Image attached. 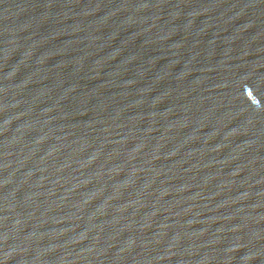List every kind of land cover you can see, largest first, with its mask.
Returning a JSON list of instances; mask_svg holds the SVG:
<instances>
[{
	"label": "water",
	"instance_id": "obj_1",
	"mask_svg": "<svg viewBox=\"0 0 264 264\" xmlns=\"http://www.w3.org/2000/svg\"><path fill=\"white\" fill-rule=\"evenodd\" d=\"M0 264H264V0H0Z\"/></svg>",
	"mask_w": 264,
	"mask_h": 264
}]
</instances>
